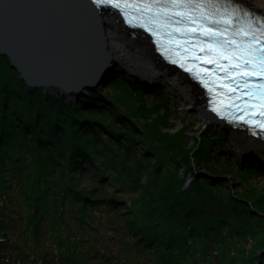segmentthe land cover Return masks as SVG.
Listing matches in <instances>:
<instances>
[{"label": "trees", "instance_id": "1", "mask_svg": "<svg viewBox=\"0 0 264 264\" xmlns=\"http://www.w3.org/2000/svg\"><path fill=\"white\" fill-rule=\"evenodd\" d=\"M88 93L71 103L55 89L28 87L0 54V261L264 264L263 199L249 191L219 195L225 182L196 175L200 167L219 174L207 165L215 140L194 151L183 133H136L128 120L137 109L119 96L112 101L127 112L118 127L110 97ZM102 129L115 140L97 136ZM183 167L184 177L195 176L189 187L179 175ZM146 169L152 180L143 185ZM123 191L133 199L122 198Z\"/></svg>", "mask_w": 264, "mask_h": 264}, {"label": "water", "instance_id": "2", "mask_svg": "<svg viewBox=\"0 0 264 264\" xmlns=\"http://www.w3.org/2000/svg\"><path fill=\"white\" fill-rule=\"evenodd\" d=\"M104 13L117 15L129 35L143 38L165 67L185 77L207 101L205 90L197 81L159 56L150 35L126 26L117 12L106 6L97 7L89 0H0V54L8 56L12 69L28 87L83 95L86 89L106 84L115 71L100 21V14ZM206 115L216 127L230 130L229 124L210 109ZM196 175L227 180L205 171ZM188 176V182L194 179L193 175Z\"/></svg>", "mask_w": 264, "mask_h": 264}, {"label": "rangeland", "instance_id": "3", "mask_svg": "<svg viewBox=\"0 0 264 264\" xmlns=\"http://www.w3.org/2000/svg\"><path fill=\"white\" fill-rule=\"evenodd\" d=\"M114 64L116 65L114 66L115 68H113L115 71L111 74L112 77L107 80L106 84L96 85L93 90L86 89L83 91V95H62L67 96L71 103L77 102L82 96H89V91L99 92L103 98L110 97L111 102L115 105V111H117L115 112L113 110L111 113L118 117L119 123L117 122V125L120 127L122 125L120 121L121 116L127 111L125 108L116 105V103L112 101V99L115 100V97L119 96L129 104L132 111L137 109L138 113L136 117H131L129 120L126 118L133 128H135L136 133L141 132L144 136L170 134L172 137L176 136L177 133H183L186 143H189L190 147L193 146L194 151L202 145V141H209V138H212L216 142L211 152V156L213 157L210 158L207 165H213L215 170L218 171L219 174H213L215 177H227V180H218V182H225V187H219L218 194L230 196L231 193H234L235 196H240L245 191H249L255 194L257 193L255 197H261L264 203V165L257 161L258 156L264 162V148H259L258 152L237 150L235 148V142L231 139L230 131H225V129L221 127H208L206 124L202 123H200V126L198 122L200 121L198 112L191 113L181 110V102L178 100L179 97L177 98L168 87L164 85L160 87L159 84L153 83V80L147 75L128 69L121 63H119L118 66L116 63ZM111 79L113 80V84L117 86L114 87L112 85ZM120 82L124 83V87L121 86L122 84ZM109 83L111 84L109 85ZM49 90L53 91L54 89L52 88ZM55 91L60 93L57 89H55ZM150 129L152 131H150ZM135 132H133L132 135H136ZM97 136L106 140L108 143L115 140L113 136H109L104 129L99 131ZM137 137L138 136H136V138ZM154 142L156 143V140ZM152 144L154 145L153 142ZM148 148V145L143 144L139 146V151L144 156L146 152L148 154ZM124 150L125 146L119 149L120 154H122ZM130 157H134L132 158L131 164H135L136 161H138V157L136 158L134 155ZM103 160H106V158H102V161ZM157 161L158 158L154 155H151L148 160V162H150L148 164L151 165L153 170H155ZM247 166L249 170L243 172V169ZM254 166H259L261 169L260 172L263 174L254 172L252 170ZM168 169H170V166L166 165L163 171L166 173ZM184 169L183 167L179 171V175L182 177H184ZM230 169H232V171H230ZM223 170H226L227 173H223ZM199 171H209V169L207 167H200L197 172ZM111 174H113L112 171L110 172V175ZM244 174L247 176L244 177ZM139 177L142 178L141 183L143 185L149 184L152 180L151 174L148 173L147 169L144 173H141ZM189 180L190 177L188 175L184 177L186 187H189L194 179L188 182ZM135 193L136 196H141L140 190H135ZM122 194L121 197H124L126 200L133 199L129 194L124 193V191ZM252 206L254 207L255 213L262 214L256 205L252 204ZM13 233H15V236H19V228L14 227ZM245 256L246 252L243 250L238 256L239 261ZM6 261L7 260L3 261L2 259L0 264H9Z\"/></svg>", "mask_w": 264, "mask_h": 264}, {"label": "bare ground", "instance_id": "4", "mask_svg": "<svg viewBox=\"0 0 264 264\" xmlns=\"http://www.w3.org/2000/svg\"><path fill=\"white\" fill-rule=\"evenodd\" d=\"M163 1H165V3H170L172 0ZM234 1L264 16V0ZM124 3L130 4L128 0L124 1ZM100 21L105 29L107 46L111 50L112 56H114L113 64L116 63L118 66V64L121 63L128 69L147 75L153 80V83L159 84L160 87H163V85L168 87L177 98L179 97L178 100L181 102V110L191 113L198 112L200 119V121H198L199 125L202 123L206 124L208 127L215 126L211 123V120L207 118V109H205L206 103L199 93V90L185 79V77L183 78L170 68L165 67V64L161 63L157 57L154 56L143 38L140 36H130L119 21L117 15L112 13L100 14ZM226 123L229 124L228 122ZM229 129L230 130L227 131H230L231 139L235 142V148L237 150L258 152L259 148H264V140H261V138L254 134L252 135L250 130L235 128L232 124H229ZM254 132L258 133L257 131ZM257 161L260 163L262 160L257 156Z\"/></svg>", "mask_w": 264, "mask_h": 264}, {"label": "snow or ice", "instance_id": "5", "mask_svg": "<svg viewBox=\"0 0 264 264\" xmlns=\"http://www.w3.org/2000/svg\"><path fill=\"white\" fill-rule=\"evenodd\" d=\"M97 3H109L111 4V0H96ZM116 8H120L121 4L116 3L113 5ZM159 7V5H158ZM169 7L174 8H188L190 5H185L181 3H173ZM179 15L185 16L186 19H188L193 24L195 21L192 19L191 15L187 12H181L178 13ZM208 19H211V17H208ZM198 29H191V32L195 33ZM205 35H211L213 38V41L217 47L207 46L204 49H201V51L204 52L205 56H213L214 59L210 61H206L209 63H219L221 59H228L229 56L231 59L236 60L239 59V63H236L234 65H231V71L228 70V68L225 69V71L228 73L229 79L233 80V82L239 87L241 83L247 84L248 81L253 79L254 77H257L259 75L260 79L264 81V32L260 33V40L261 45L260 47H256L255 44H245L241 43L239 48L236 50H233L229 45L233 43L231 40L229 41H223L220 40L218 37L222 35V33H216L213 32L211 29H204ZM185 35H188V32L184 33ZM253 37H256V33H253ZM221 48L223 51H221ZM246 53V54H245ZM197 59H200L199 56H197ZM247 69V71H246ZM191 71V69H189ZM232 72L236 73V76H239L240 79L237 80L232 76ZM228 86V85H226ZM235 91V89H233ZM252 91L253 96L259 95L262 99H264V82H262L258 88L256 89H250ZM259 108H261V112L258 113L260 115H264V103H261L257 105ZM219 111V109H217ZM223 114V113H222ZM261 126H264L262 124Z\"/></svg>", "mask_w": 264, "mask_h": 264}]
</instances>
